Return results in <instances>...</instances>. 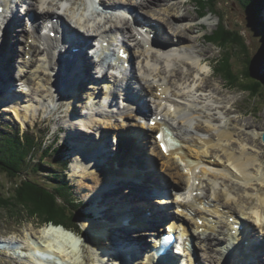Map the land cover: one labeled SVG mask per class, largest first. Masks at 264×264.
Listing matches in <instances>:
<instances>
[{
  "label": "rangeland",
  "instance_id": "obj_1",
  "mask_svg": "<svg viewBox=\"0 0 264 264\" xmlns=\"http://www.w3.org/2000/svg\"><path fill=\"white\" fill-rule=\"evenodd\" d=\"M58 1L59 3L63 2L59 4L60 7H58L57 5ZM104 1H109V0H104ZM140 1L141 0H113L114 4L111 3L112 1L109 3L113 4L112 5L113 7H118V8L130 7L132 8L133 12L139 15L142 14V12H145V14H143L145 17L153 18L158 22L159 26H157V29H156L157 32L155 33V35L158 36V38L159 37L162 38L158 40H161V41L166 40L167 42L165 41L166 42L165 45H162V43L160 44V41L154 42L155 39L151 37L147 32H144L142 33L143 34L142 39L139 36L138 38H136L137 37L136 36L134 37L136 39H133L132 36L130 37L131 34L130 35L126 34L127 36L126 39L128 42H130L133 39L129 44L132 43V45H134L136 42L141 41L142 45L140 46L139 51H141L143 47L144 50L145 48L150 49L151 52H153L157 56L166 55L168 53L172 54V57L169 59L168 67L164 65L161 68V71H164L165 75L168 77L169 76L172 77V75H175L176 70H179L181 74L180 77H177L175 75V78H172V81H171L172 93H175L177 92V90L182 89L188 95L187 97L188 101H186V103L188 102L187 105L192 106V107L196 106L197 108L206 110L205 114L216 113V117H217L216 124L220 125V128L228 127L226 124L228 123L229 118H230V123H231V120L233 122L237 120L248 122L249 124L252 125V127L241 123L240 125H237L236 128L238 130H244L249 136L253 138L257 137V133H258L257 129L259 126H261L260 124L264 123V95L257 94L256 96L252 97L250 95V92L248 93V91L243 90L242 87H246V83H243L239 79V73L243 71L244 68L245 70L248 71V68L251 65L253 66L255 71L260 73L261 78L264 77L262 71H260V69L263 68L264 66V0L261 2H258V4L255 3V5L258 8H260L258 12V18L261 24H258L257 19L255 20V18L252 17L253 16L252 13L250 15L249 11L246 10V3L242 4V1L244 0H242L241 2L239 0H168L167 2L165 1L164 3L162 1L161 2L162 4H155V5L150 4L146 6L145 8L144 7L140 8V5H139ZM146 1L147 0H143L141 2L146 3ZM172 2L173 3L175 2L177 5L180 4L178 11L181 12L182 10L181 14H184L187 17L184 18V17H181V15H177L174 17L177 21L173 22L172 20H170L169 18L170 14L171 13L176 14L177 10L175 12L171 8L169 12L168 9L165 7V4L169 6L171 5ZM96 3L97 2L94 1V4H92L90 0H56V1L48 0V2L44 6L39 7V10H41L42 7H45L46 9L51 7L52 11H56L59 9L60 11L59 10L58 11L62 13L65 16V18H68L70 20L71 22L70 26L72 28L77 27V24H75V22L79 18H82V16H83V19L85 18L91 21L89 22V25L91 26L94 25L95 27H99L98 23L102 24L103 20L106 21V25H110L115 22L119 23L120 21L118 20L119 19L118 17H121V16H123L124 17L123 20L127 22L128 15L125 10H119V9L118 11H112L110 9L104 10L101 7L98 8ZM22 4H25L24 6H28V2L22 3ZM23 9H25V7ZM72 9L74 12H72ZM104 17L106 20L104 19ZM159 17L164 18V20L171 23L173 27L177 26V27H181L182 29H185L184 35L188 37L190 40V42L187 43V44H190L189 46L190 48L188 50H186L187 47L180 48V47L175 46L171 42V40H169L170 37H169V34L166 28L160 25V22L157 19ZM186 18H189V19L184 20ZM98 19H101L102 21L99 22L97 21ZM40 20L42 21L43 19H40ZM65 21L67 20L65 19ZM124 21H121L120 24H125L126 22ZM185 21L188 25L185 23ZM151 22L156 23L154 20H151ZM18 23L19 24L16 27V33H18V29L21 24L20 22ZM105 27H108V26H105ZM87 28H89L90 30H93L91 27H87ZM230 28L235 30L236 33H234V35L236 36L237 41L245 43L247 47L246 54H244L243 52L241 53L239 52L240 50H243L241 48V44L229 45L228 43H222V40H219L217 38L218 34L220 33V30L226 31V29L230 30ZM90 30L87 29V31L89 32H86L85 30V33L86 34L95 33L94 31H90ZM234 35L231 34L230 38L231 39L235 38ZM150 40H151V43H149ZM115 43H118V40H115ZM159 45L162 46L161 49H158L160 47ZM113 47L115 48V46ZM200 57L203 59V62H199L198 58ZM136 58L135 60H136V66L138 70L135 73L134 72L135 70L129 69V75L131 74L133 75L135 73V75L141 78L146 75L145 65H151L150 67L147 68V72L149 73L154 72V71L157 72L158 67L160 68V66H162V64H160L159 61L158 62L156 61V63L155 61L153 62L145 61L143 63L142 58L141 59L140 58L136 59ZM205 58L207 59L206 61H204ZM246 58L249 59V62L243 63V60ZM14 60L17 61L16 56L13 59H11V61H14ZM224 60H227V61H224ZM53 61H54V57L50 58L47 64L45 63L47 67V72L45 76L46 81H47V78H51L52 70L50 69L52 68H48V65L50 64V66H52L53 63L51 62ZM224 62L229 64V67L234 75L233 77L231 76L232 78H229L228 76L221 77L220 76L221 74L220 73L218 74L216 72L217 68L219 66H222ZM46 67H45V70H46ZM153 68H155L156 70H152ZM174 69L176 70L174 71ZM42 71H44V69ZM171 71L172 72L174 71V72L171 73ZM115 72L119 74L118 73L119 70H116ZM14 74L15 76L16 75L18 76L17 72H15ZM85 74L87 73L85 72ZM182 76L183 78H181ZM200 76H203L205 78L203 80V83L206 82L207 83L206 85L209 84L211 87L208 88L207 86V89H204L202 92H195L194 87L198 85ZM90 78H94L93 72L91 73ZM261 78L258 80H261ZM256 80L252 82H255ZM16 82L17 84L15 86L20 87L16 89L17 94L19 96L30 97L29 96L30 91L28 90V87L22 84L21 82H19L18 79ZM134 82L136 83L137 80L134 79ZM127 84L131 85L129 81H127ZM48 85H50V80H49ZM72 85L73 83H71L69 87H73ZM88 86L91 87V85H88ZM191 86H193L194 91L192 90ZM30 87L36 90L32 92L33 99L34 101H36V104L26 105V107L28 108V113H26V111L23 110L22 121L18 119L19 117L17 118L15 116L12 110L14 107V105L12 106V102L8 103L9 106L0 104V135L11 136L14 134H19L20 136L21 135L25 136L27 133H31V136L27 134L29 136V139H31L30 141L32 142V145H31L32 154L30 153L31 155L29 157L30 164L27 165V163H25V165L22 166V171H20L21 172L20 175H22V177L29 176V177L35 178L41 184L48 185L49 188L57 187L60 189V191H61V186H63L64 190L63 192H61L62 196L61 197L58 196V198L61 201H63V205H65L66 207L65 208L66 212L67 213L69 212L68 214L71 215V217H69L66 223L69 225H74L75 228L77 229H80V228H81L80 230L83 229L81 227L83 219H87V220L89 219L88 221H86V223L90 222L91 220V222H95L99 224L103 223L105 224V226L108 227L110 224L109 219L111 218L110 220H114L115 216L117 215L119 217L118 221L119 222L123 221L125 225V228H124L125 232L124 233L122 232V227L120 225L119 226L117 225L115 229V230H118L117 232L119 233L118 236H115L116 239H114L113 237L111 238V235H114V232L116 231L110 232L111 239L109 238L110 239L109 241H108V237L106 239V241H108V244L110 245V246L107 245L109 248L108 249L109 252H112L111 250L116 252L114 250L115 249L114 247H116L115 243H117L119 239L121 240L122 237L124 238L126 235L128 239H130L131 237L130 239L131 241H134L135 243L137 242L142 243L144 240H146L147 237H149L148 235H151L149 232L150 230L149 227L147 225H144L143 228L142 226L141 227L137 226L136 223L138 222L139 217L134 216V215L132 216L133 223H131V221L128 222L129 221L127 220L128 217L131 218L130 213L127 215L128 217H123V215L121 214V211H119L117 207L120 209L121 205L125 203L124 197L129 200L132 199V201L134 202L136 198L140 196L139 193L142 192L143 186L146 187L147 185V183H145L146 181L144 177H143L144 181L140 182V184L142 185V188L140 187V185L134 184V183L131 184V182H128L127 180L126 182H124L123 180H119V181H111V180L105 181L104 180V183L102 182L103 184L99 185L98 183V185L93 188V191H95V192H92L93 194H91V188H89L86 185L84 186L83 191L79 189V186L82 184L81 182L88 183L89 179L86 177L88 171L86 170H85L86 172L84 171V169L81 167L82 164L80 165V167H78V161L75 160V158H79L80 157L79 155H84L83 159L86 161V164L91 163V169H96L95 166H101L96 163V160L94 161V159L88 158L89 156L86 155L87 153L82 154L80 148H78V145L76 144V142H81L82 139H85V135L83 134L88 135L91 132L90 131L91 129L88 130L90 131L88 132L82 128L81 130H79V132L83 133L81 134L77 132V130H76V133L73 132L72 128H70L71 123L73 122V120H75L74 118L76 114L78 112L84 113L90 107L91 101L89 100V98H87L88 95L86 94L88 90L82 87L80 91L76 92V94L66 92L65 90H62L59 93L57 92L53 94V92H49V91H54L55 89L50 90V88L49 87L46 88V86L44 87L42 86L41 88H38V89L37 87L34 88V85H30ZM59 89L60 87H58L57 90ZM172 93L170 92L168 96L171 97ZM10 95H15V94L10 93ZM181 95H183V97H186L184 94H181ZM90 96L91 94L89 95V97ZM144 97L150 100L149 96L144 95ZM172 98H175V97L173 96ZM4 100H5L4 95L0 96V103L3 102ZM60 106H62L61 109H58ZM152 107L154 108L153 110H156V107L154 104H152ZM223 107L227 110H224ZM96 109L100 111L103 110V108L100 107V105L95 104V107L91 108L88 111V116L91 117L93 115V112ZM123 109L126 110V107H123ZM244 109H247L248 111L246 112L244 111ZM237 110H239L240 113ZM251 110L254 111L253 114L250 112ZM103 118L104 117H99L101 121L105 120ZM139 119L141 118L132 116L128 120L123 121V123L122 122L118 123L117 127L121 128V126H125V128L127 129L131 128L132 132L138 131L139 134L143 136L142 135L143 131H139L141 129L133 125L136 123L138 124L139 122L137 120ZM107 120H108L109 125H113L108 118ZM111 120L114 121L116 120V118L113 117L111 118ZM100 124H101V127L104 129H107V127H109V125H107V127H103V123H100ZM213 127L215 128L216 125ZM254 127L257 129L255 130ZM85 128H88V127L86 126ZM201 132H202L200 134L201 136L208 135V132L206 131H201ZM75 134L76 136L79 135L80 137L77 136V139L72 140L71 142V139L75 136ZM233 139L235 141L234 148L235 149L238 148L236 150L243 149L244 151L247 150L251 152V150L248 149V147L250 146L248 145L246 146L241 143V142H244L245 144H247V142H245V139L242 140V138L237 135L233 136ZM99 141H101L102 144L103 142H106L107 143L106 147L108 146L110 147L112 144V137L110 139L108 138L107 140L105 138L104 141L100 137ZM39 143L41 144L38 145ZM35 144H36V147L34 146ZM64 146H67L68 148L66 152H64L65 150ZM138 150L139 148L135 151L136 155H138ZM144 153L146 155L145 151ZM253 153H255V155L258 154L257 156L263 157V153L260 152V150L259 152H257L255 149L254 152H252V154ZM75 155H77V157ZM67 157H69L70 160L67 161L66 163L67 165H65L64 162L67 159ZM97 159H100V158L97 157ZM145 159L148 162V156H145ZM149 159L151 160V163L153 164V166L159 171V172L157 171V173L155 172L156 176L160 175L161 178H163L169 183L170 187H171V183L177 182L176 180L177 178L170 177L169 175L165 174L162 171L164 168L159 166V164H162V161L158 159V157L156 156L153 158L149 157ZM168 160L172 162L174 167L175 165L179 167L178 163H174V161L171 158H168ZM103 161L105 163V168H108L107 164H111V166L113 167L114 164L118 163L117 155L107 154V156H104ZM135 161L138 162L137 158L135 159ZM258 163L259 162H257V164L251 165L254 171L256 169L259 170V171L256 170L255 172L256 174L253 175L254 177H251V179L252 178L254 179L256 177L255 179L257 180L250 179V183L252 184L249 185L248 187L251 186L252 190H255V187L257 186L261 187L262 185H264V170H263L264 163L263 162H260L261 164L260 163L258 164ZM125 164L126 166L123 170H125L126 168L132 169L136 167V166H133L134 162L132 161L130 162L126 160ZM257 165L258 166L260 165L259 167L261 169ZM206 167H207V170L209 171V174L210 173L215 174L216 177H218L217 182L221 184L216 187V191L220 193L219 191L221 189L223 191L228 190V192L231 195L232 200L234 201V204L230 203L227 199L224 200V202H227V205L230 206L232 210L233 208H236L240 213H242L241 209L237 207L236 205L240 202H243L245 205V206H242L243 209H245V212L249 213V216L252 218V216L254 215L253 213L254 210L259 208L258 204L260 205L261 202L258 201L257 198L255 197L248 199L249 196L246 195L247 190H244V187L247 184L246 183L247 179L245 180V177L244 178L241 177L242 179H240L232 175L230 170L226 171V170L217 168L215 166H209V165H207ZM228 167L230 169V166ZM33 168H38L39 170L33 171ZM233 173L235 175L238 174L236 171H234ZM262 173L263 175H261ZM65 174L67 175V179L66 177L64 178ZM200 174L203 176L205 175L203 173V170L201 171ZM209 174L205 175L206 178L205 176L204 178L201 176L203 178L201 181L203 184V187H202L203 190L201 191L203 193L206 192L204 190V185L210 184L211 182L209 178L212 176L210 174V177H209ZM239 175L240 174H238L237 176ZM167 176L169 177V179L172 180V182H169ZM173 178L176 180V182ZM14 179L15 178L11 179L7 175L6 172H3L2 170H0V243L1 242L5 243L4 241L6 240L7 241L12 240L14 242H19L23 240L25 236H28L30 234L35 235L37 237L38 235H40V230H41L40 226H41L42 221H40V219L37 218V215L35 216L29 215L28 211H25L23 205L17 204L18 195L15 196V194L11 193L12 188L14 187L13 184L16 181ZM143 183L145 184L143 185ZM169 185L166 184V186H169ZM222 187H224L225 189ZM229 188L230 189L232 188L231 192ZM213 190L215 191V189ZM258 191L264 194V187L263 189H260ZM248 193H252V191L249 190ZM143 195H145V193ZM183 198L184 196L181 197L182 200ZM64 200H69L72 202L73 206H71L72 207L71 210H70L69 205H67V203ZM172 200H175V198L172 197ZM118 201H122L120 206L119 204H117ZM139 201L140 200H137L136 203ZM221 201H223V199H221ZM75 202L78 204L80 202L81 207L79 208L77 207L78 208L77 210L72 211L75 208ZM146 202H147L146 199L141 200L139 204L141 206L139 207L149 208L147 207ZM133 206L135 208H138L137 212L140 215H142L141 213L143 212L142 208H140L141 212H139V207H137L136 205H133ZM149 209L154 211L157 208L150 207ZM170 211L172 213L177 214L180 218H185L186 216L187 220L186 218L185 220L187 222H190L189 215H186L184 211H181L180 209H175L173 205L171 206ZM86 212L88 214H86ZM209 213L211 212H208V214ZM190 216L192 217V215ZM211 216H214V215H212L211 213ZM217 218H218V223L213 224V226L207 225V229L205 230V235L202 236L203 238H205L210 233H213L216 235L218 233H222L221 237L223 236L225 237L226 228H228V225L230 223L234 222L233 220H230L228 217H226L225 214H222V213H220V216ZM191 226H193L192 223H191ZM246 228L249 229L250 231L253 230L251 235L254 234L256 236L257 235L259 236L261 233V230H258L256 232V230L253 228L252 225L246 224ZM139 229H142L141 231L143 232V236L139 234L140 232H137V230ZM82 232L86 234L87 230H84ZM144 232H145V235H144ZM72 234L74 235V237H76L75 239H76V245H77L75 246L76 250L72 251L73 259L75 260L74 261L70 260L68 262L67 257L66 258L63 257L64 258L63 260L62 256L60 255L61 258L54 259L55 261L59 262L60 264H73V263L74 264H96L95 262L97 261V255H100V258L104 257V261L100 262V264H112V263L115 264L116 263V261L112 260V257L110 255H109V258H107L108 255L106 257L105 252H102L101 250L94 248L96 246L93 242H92V246L89 241H87L88 243H86L85 236H82L81 238L80 237L77 238V235L74 232H72ZM120 234L122 236L119 237ZM134 235H137L140 238L133 239ZM150 240L151 239L149 238L148 242H150ZM195 242H196L198 264H216L217 262H214L216 259L215 258L216 250L218 248L219 252H222L220 250L223 248L221 246L222 244L217 243L215 251L212 249L209 251L203 246L204 239H197ZM255 242L256 240L254 241V244ZM112 243L114 245H112ZM212 246H215V245L213 244ZM18 251L22 255L28 254V253L23 252L24 249L22 248L18 249ZM18 251L14 252V251H11L10 249L0 246V264H32L30 262L31 258L28 255H27V259L24 256H23L24 257L23 259L17 258ZM96 252H99V254H97ZM182 257L184 256L182 255ZM119 258L117 259L118 262L121 259ZM184 258H185V261H189V264H191V261L189 260V258H186V257ZM54 260L52 262L51 260H49L48 262L45 260L46 261L45 263L54 264L53 263ZM129 262L125 264H129ZM226 264H236V263L228 262ZM237 264H240V262H238Z\"/></svg>",
  "mask_w": 264,
  "mask_h": 264
},
{
  "label": "bare ground",
  "instance_id": "obj_2",
  "mask_svg": "<svg viewBox=\"0 0 264 264\" xmlns=\"http://www.w3.org/2000/svg\"><path fill=\"white\" fill-rule=\"evenodd\" d=\"M30 1H32V2L30 4V7H29L27 12H30L31 10L35 9L36 6L39 3H42V4L45 3L43 0H30ZM54 1H56V0H54ZM141 1H143V0H141ZM141 1L139 3L140 8H143V7L145 8L146 6H148L150 4L151 5L162 4L161 3L162 1L164 3L165 1L167 2L168 0H147L146 3H143ZM109 2L113 3V0H109V1H104L103 0V3H105L106 6L114 4V3L111 4ZM2 5L3 4H0V6H2ZM5 5L7 6V4H4L3 6H5ZM179 5H177L175 2L174 3L172 2L171 5H169V6H167L165 4V7L168 9L169 12H170L171 8L175 12L177 10L176 14L171 13L170 16H169L170 20H172L173 22L177 21L174 18L177 15H181V17H184V18L187 17L184 14H181L182 10H181V12L178 11L179 10ZM55 6H56V4H55ZM98 8H100V7H98ZM51 12H53L51 10V7H49L48 9L45 8L44 10L40 11V16L43 17V18L44 17H50V13ZM72 12H74L73 9H72ZM147 12H148V10H147ZM143 14H145V12H143ZM118 18H119L118 20L120 22L124 21L123 20L124 19L123 16L118 17ZM58 19L61 22V24L65 25V33H66V35L73 36L76 39V44L73 43V44H69V45L65 46L66 49H68V51H70V53L73 52L72 48H77L78 50H80L82 42H84L86 40H87V42H89L90 41L89 38H91V37H93V35H95L93 33L92 34L91 33L86 34L85 30H86V32H89V31H87V29L90 30L87 27H91L93 30H90V31L96 32V36L98 35L100 37H105L106 35H109V34H106V32L103 31L100 27H95L94 25L91 26V25H89V23L87 24V21L83 20V17L79 18L78 20H76L75 24H77V27H74V28H72L69 25V22L65 21V19L63 17H58ZM104 19H105V17H104ZM157 19L160 22V25H162V26H164V28H166V30H167V32L169 34V37H170L169 40H171V42L175 46L180 47V48L187 47L186 50H188L190 48L189 47L190 44H187V43L190 42V40H189L188 37H186L184 35L185 34V29H182L181 27H177V26L173 27V25L171 23L165 21L164 18H160L159 17ZM187 19H189V18H186L184 20H187ZM133 20H134V23L137 24V25H143V26L147 25V26H149L148 23H147L148 21L146 20V18L142 17L140 15H136ZM71 21H73V20H71ZM97 21L100 22L102 20L98 19ZM18 22H19L18 21V17L17 18L15 17L13 26L10 27L8 29V31H7V37L6 38H8V40L11 39V42H10L11 45L10 44L9 45L8 44L5 45V49H4L5 57H4V61L2 63V66L0 67V72L2 71L3 76H5L6 74L8 76L12 75V81L8 80L7 84H11V83L13 84V80L15 81V74H14L15 70L13 71V68L15 69L16 66L13 65V62L11 61V59H13L16 56V59L18 61L19 60L18 56H21L23 54H28L29 55L28 59H25L24 57H21V60H20L21 64L19 65V68L17 70V73L20 74L19 81L23 82L24 84L28 85L29 87H30V85H35V86H37V89H38V88H41L42 86H46V84H41V83H43V71L42 70L43 69L45 70L46 57H47V54L49 55L50 50L48 48H44L43 50H41L40 46L37 45V42H35V41H37V38L34 37L33 35H31L32 33H34V31H30V29H28V24L27 23H26L25 27L21 28L19 34L15 35L14 32H16V27L19 24ZM185 23H186V21H185ZM128 24L129 23L122 24V25H124V29L125 28L128 29ZM3 25H4V23L2 21V23L0 25L1 26L0 27V33H2ZM99 25L100 26H106V21L103 20L102 24H99ZM38 26H39V24L34 25V27H35L34 29H36ZM149 28L151 29L150 32H152V33H156L157 32L156 31L157 26H155V27L154 26H150ZM53 29L54 28L50 27V31L51 32L53 31ZM28 33L29 34L31 33V34L28 35ZM1 35L2 34H0V42L3 39V37H1ZM11 35H13V36H11ZM153 38H154V34H153ZM134 39H136V38H134ZM155 39L157 40V37ZM48 40L53 41V39H52V37L50 35H48V37L46 38V41H48ZM130 42H128V43H130ZM15 43H20L21 44V49H17V47L15 46L16 45ZM137 44L141 45V42H138ZM163 44L165 45V43H163ZM55 46H56V43H54L53 49L55 48ZM161 47L162 46H160L158 49H161ZM154 48H156V47H154ZM136 49L137 48L133 49V55L136 57V56H138V54H140V56L143 57V61L149 62L150 59L153 60V58H157L155 56V54L153 52H151L150 49H146L145 48V50H144L143 47H142L141 51L136 50ZM16 51H17V53H16ZM40 51H42V52H40ZM68 51L66 50V52H68ZM39 53H44L43 56H44L45 60H42L43 62H39L37 59H34V57H36V55L39 54ZM0 56H1V54H0ZM81 57L83 58V63L85 61L87 63V66L85 67V70H86L87 74H84V75L87 78H89L92 92H95V89H94L96 87V81L94 80L95 78H90L91 74H89L87 72V70L89 71V69H90V72H91V70H92V72L94 70V68H92V64H91L92 61L90 62V60H89L90 56H88V54L85 51H83ZM159 57L160 58H158L157 62L158 61L162 62L161 63L162 66H160V68L158 67L157 72H155V71H154L155 73L154 72H151V73L147 72V68L150 67L151 65H145L146 66V68H145L146 69V71H145L146 75L144 77H142V78L139 77L140 79H138L136 75H132V79H136L138 81V83L141 84V87L143 89L145 88L146 93L150 97V101L151 100L153 101L155 99V100H157L159 102V104H158L159 108H157L156 113H153V114H156V116L161 115V116L164 117V119H165L164 121H168L169 122L168 124L173 128V130L175 132H177V134H176L177 136L176 137L179 139L181 144L179 145L178 148L172 149L169 154H164L161 151V147L159 146L158 140L154 136V131L159 128V124L160 123H157L154 126L149 125L146 122H144L141 125L138 124V126L143 129V134L146 136L145 137L146 141H144V143H146L148 141V145L149 146H147L148 150L146 152V156H147V153H148V155L149 154H153L156 157H158V159H160L162 161V164H159L160 167L164 168L162 171L165 174L169 175L170 177L177 178L176 179L177 180V184H174V185H175L176 188L181 189V192L185 195V198H183V200L180 201V205H178V206H181L183 208L184 212H185V210L190 211L193 214L192 217H194L195 219H199V220L203 219V218L206 219L207 216L211 215V213H209V214L208 213H204V211L202 210V206L204 204H206L207 201H208V203L210 202L211 204H214L215 207H216L215 208L216 212L213 214L214 216L219 217L220 213H222V214H225L226 217H228V216L229 217H236V220L234 222H237V220H238L237 216L238 217L240 216L239 217V221L242 222V223H243V221H245L246 224H248V225H251L252 221H253L259 227H261L260 228L261 229V234H263L262 236H264V196H263L264 194L261 193L260 191H258L260 189H263L264 185H262L261 187L260 186L255 187V190H252L251 186L248 187L249 185L252 184V183H250L251 177H254L253 175H255L256 174L255 173L256 170H258V169H256L254 171L253 168L251 167V165L252 164H257V162H259V163L263 162L264 163V142H262V134H263V131H264V123L260 124L261 126H259L258 129L254 127L255 130L257 129L258 133H257V137L253 138V137L249 136L244 130H238L236 128V126L240 125L241 123L249 125L250 127H252V125L249 124L248 122H243L242 120H237V121L233 122L231 120V123H232L231 124L230 123V118H229L228 119L229 121L226 124L228 127H221L220 128V125L216 124L217 123L216 113H214V114H210V113L205 114L206 111L202 110L200 108H187V107H185L184 106V101L187 100V97H188L186 92L183 91L182 89H179V90H177V92L172 93L171 81H172V78H175V75L177 77L181 76L179 70L174 69V71L175 70L176 71H175V75H172V77L171 76H169V77L166 76L164 71H161V68L166 63L168 65L169 59L172 57V54L168 53L166 55H161ZM198 59H199V62H203V59L201 57L198 58ZM206 60L207 59L205 58L204 61H206ZM14 61H16V60H14ZM93 62H95V60H93ZM182 62H180V63H182ZM138 63H139V61H138ZM7 68H10V69L6 71ZM95 68H97L96 65H95ZM155 68H153L152 70H156ZM173 72L171 71V73H173ZM80 74L81 73H79V75ZM110 74H112V73H110ZM168 74H169V72H168ZM112 76H114V75L112 74ZM203 76L199 77V83H198V85L196 87H194L195 92H202L204 89H207V86H208V88L211 87L209 84L206 85L207 84L206 82L203 83V80L205 79ZM181 78H183V76ZM1 84H2V81H1ZM126 85L129 86V84H127V83H126ZM109 87H110L109 84L106 85V88H109ZM191 87H192V90H193V86H191ZM191 87H190V89H191ZM170 92L172 93L171 97L168 96V94ZM10 93H14L15 94V92H13V91H10ZM181 94H184L186 97H183V95H181ZM1 96H3V95H1ZM30 96H31V94H30ZM173 96L175 98H172ZM24 98L26 99V97H24ZM31 99H33V97ZM178 100H180V101H178ZM182 100H184V101H182ZM137 101H139V100H137ZM153 102H155V101H153ZM16 105H17V103L14 104V107H13L12 110H13L15 116L17 118L19 117L18 119L20 121H22V119H23V110H25L26 113H28V108L26 106H18L17 107ZM30 105H33V104H30ZM110 106H113V105H110ZM143 106H144V109H143ZM143 106L141 104L139 106H136L135 107L136 114H133V116H139V115H137V112H139V111H140L142 116H146V115H150L151 116V112L153 111V109L150 106V104H147L145 102ZM61 107L62 106H60L58 109H61ZM141 109H143V110L141 111ZM223 109L227 110L224 107H223ZM237 111L239 112V110H237ZM244 111L247 112L248 110L244 109ZM250 112L253 114L254 111L251 110ZM97 114H100V115L104 116L105 120L101 121L99 119V117L96 116ZM127 114L132 116V114L126 113L124 115V117H119L122 120H119V121L118 120H114L113 121V120L109 119L110 122L113 124V125H109L107 118L112 117V116L109 115V113H107L105 110H103V111L97 110V111H95L93 113V116H91V117H89V116L84 117L81 114V112H78L77 113L78 117L75 116V118H74L75 120H73V122L71 123L70 128H72V130H81L82 128H84L85 126L90 124V127H91V125H94L97 128V130H98V128L101 127L100 123H103V127H107V125H109V127H107V130H104V128H100L99 129L100 132L106 131V133H104L105 136L101 135V138L104 141L105 138L109 134V133H107L108 130H111V129L112 130H119L120 129V127H117V124L121 123V122L123 123V121L126 120L125 118H127ZM143 118H145V117H143ZM98 124H99L100 127L98 126ZM215 125H216V127L214 128L213 126H215ZM121 127L123 128L124 126H121ZM229 127H231V128H229ZM201 131L208 132V135L201 136L200 135L202 133ZM106 134H107V136H106ZM114 135H115V133H114ZM235 135L241 137L242 140L245 139V142H247V144H245L244 142H241V143L246 145V146L247 145L250 146V147H248V149H250L251 152H249L247 150L244 151L243 149L236 150L238 148H236V149L234 148L235 141L233 139V136H235ZM77 136L80 137L79 135H77ZM255 149H256L257 152H259V150H260V152L263 153V157L262 156L261 157L257 156L258 154L255 155V153H253L254 154L253 155L252 152H254ZM219 155H220V157H223V158L220 159V162L214 159V158H217ZM75 156L77 157V155H75ZM79 156H80L79 158H75V160L78 161V167H80V165L82 164L81 167L84 169V171L85 170L88 171L86 177L89 179V180L87 179L88 183L81 182L82 184L79 186V189L81 191L84 190V186L86 185L89 188H91V194H93L92 192H95V191H93V188L95 186H97L98 183H99V185L103 184L104 180L105 181H109V180H111V181L123 180L124 182H126V180H127L128 182H131V184H133V183L136 184V183H138L137 182L138 179H140V178L143 179V177L145 178L147 176H149L150 181H149L148 185H146V187H145L146 188L145 195H146L147 192H149V193H151L152 191L161 192L163 190H166V184H165L164 179L163 178L161 179L159 176L155 175V171L153 170V167H152L153 164L150 163L149 161L147 162L144 155H142V157L144 156V159H142V161L139 158L140 162H136V161L134 162V157L133 156L128 158V161L134 162L133 166H136L133 170H131L129 168H126L125 170L117 169V167L120 166L119 162L117 164H114L113 167L112 166L110 167L111 164H108L107 165L108 168H104V167L102 168V166H95L96 169H91V163H87L86 164V161L83 159L84 155H79ZM98 158H101V157L98 156ZM168 158H171L174 161V163H178L179 167H177L176 165L174 167L172 162H170L168 160ZM191 158L194 159L193 161L196 162L195 165H193L194 164L193 161H190V160H192ZM110 159H112V158H110ZM119 160H120V158H119ZM108 163H110V162H108ZM180 163L181 164L183 163L184 169H185L186 172H184L181 169ZM206 164L207 165H214V164L215 165H222V166H226V168H227V166H230L231 169L235 170L238 174H240L239 176H237L238 175L237 174L236 177H243V178L245 177V180L247 179V181H246L247 184L244 187V190H247V194L246 195L249 196L248 199L252 198V197H255V198H257L258 201L261 202L260 205L258 204V207L260 209L257 208L253 212L254 213V215L252 216L253 219L249 216V213H246L245 209H243L242 206H245L243 202H240V203H238L236 205L237 207H239L241 209L242 213H240L236 208H233V210H232L230 208V206L227 205V202H224V200L227 199L230 203L234 204V201L232 200L231 195L229 194L228 190L225 193H223V192L218 193V191H216V187H217V185L219 183L217 185H215L213 188L211 187V185H207L206 194L207 195H211L212 196L211 199H209V197L202 196V194H200V193L196 195V192L193 191V190L200 191V190H203V189L201 187L195 188L194 185L190 183V181H191V179L194 180V174H195L197 168H200V166H205ZM213 170H215V169H213ZM245 170H246V172H245ZM201 171H199V172H201ZM177 172H178L179 175L177 174ZM210 174H209V177H210ZM258 175H259V173H258ZM261 175H263V173ZM138 176H140V177H138ZM201 176L204 178L203 175H201ZM205 178H206V176H205ZM254 179L252 178L251 180H254ZM204 180H206V179H204ZM255 180H257V179H255ZM207 181H209V180H207ZM145 183H143V185ZM184 184H186L187 186H183ZM210 184H211V182H210ZM219 185H221V184H219ZM140 187H142V186H140ZM222 188H224V187H222ZM213 189H215V191ZM249 190H251L252 193H248ZM163 197L168 198V194L164 195ZM162 199H160L159 201H162ZM180 199L181 198H177V200H180ZM221 199H223V201H221ZM146 200L148 201L149 198H147ZM192 200H194V201H192ZM124 201H125V203L133 202L132 199L129 200L127 198H124ZM190 202L192 203L191 205H189ZM121 203H122V201H118L117 204H121ZM174 203H175V201H174ZM129 205H130V203H129ZM168 205H169V203L168 204H164L163 206L166 208ZM116 207H117V205H116ZM121 207H122V205H121ZM130 207H132V209H134V211L137 212L138 208H135V207H133L131 205H130ZM109 208H108V210H109ZM249 208H251V207H249ZM117 209L120 211L119 208H117ZM156 210H158V209H156ZM156 210L152 211L151 209L146 208L145 212L149 211L152 214H154V212ZM143 212H144V210H143ZM190 212H189V214L188 213H185V214L190 216L191 215ZM134 213L130 212V215H132ZM86 214H88V213L86 212ZM127 214H129V213H127ZM156 214L158 215L159 213L157 212ZM243 215H245L247 217H245ZM156 217L159 218L158 216H156ZM153 218H154V215H153ZM185 218H186V216H185ZM185 218H181V221L186 222L187 218H186V220H185ZM103 219H105V218H103ZM110 219H109L110 222L108 221L110 223L108 227L105 226V224H103V223L99 224V223L91 222V220H90V222L86 223V221H88L89 219L88 220L87 219H83L81 227L84 230H87V233L84 234V235H81L83 233L82 230H80L81 228L77 229V228H75L74 225L73 226H71V225L70 226L69 225L68 226H64L62 224H55L53 222H42L41 223L42 227L40 226V228H41L40 235H38V237L35 236V235L30 234L28 236H25V238L23 240L19 241V242H14L12 240H8V241L6 240V241H4L5 243L1 242L0 246L1 247H5L7 249H10L11 251H14V252H17L18 249H20V248H27L28 251L26 253H28L27 255L31 258L30 262L32 264H48V263H45L46 262L45 259L47 260V262L49 260H51V262H52L53 259L61 258L60 255L66 256L68 258V262H69L70 260H72V261L75 260V259H73V254H72V251L76 250L75 246H77L76 245V239H75L76 237H74V235L72 234V232H74L77 235V238H79V237L81 238L82 236H85V238L87 239V240L85 239L86 243H88L87 241H89L91 243V246H92V242H93L95 244V246H96V247H94V246L93 247L97 248L98 250H101L102 252H105L106 253V257L108 255L107 258H109V255H110L112 257V260L116 261L115 264H125V263H127L129 261H130L129 264H135V263H138L136 259H138V260L140 259L139 261L141 263H145V262L154 263V259L155 258L159 259L158 256H156V257L155 256H151L150 258H144L143 256H139V255H137L136 258H135V257L131 256L132 254L127 255L126 252L118 251L116 249L117 246H122V245H124L126 243V238L125 237L124 238L122 237L121 240L119 239L118 242L116 241L117 242V243H115L116 247H114L115 248L114 250L116 252H114L113 250H111L112 252H109L108 251V249H109L108 246H110V245L108 244V241L112 237L114 239H116L115 236H118V234H119L117 232L118 230H115L116 226L120 225L122 227V232L123 233L125 232L124 231L125 225H124L122 220H121L122 222H119V221L116 222L115 220H110ZM130 219L131 218L128 217V219H127V220H129L128 222H130ZM145 219H146V221L148 223H151V220L149 219V217H145ZM137 225H138V223H137ZM189 225H191V224L189 223ZM208 225L209 226H213V223L209 222ZM167 226H170V228H175L177 225L175 224V221L172 220L171 222L168 223ZM195 226H196L197 230H195L196 229ZM193 228H195V229L192 230V232H191L192 239L193 238L195 239L196 236H198V238H200V236L201 237L203 236L202 234H198V232H199V229H198L199 228V221L198 222L197 221L194 222ZM230 230L231 229L228 228V231H230ZM111 231L112 232L116 231L117 233L114 232V235H111L110 234ZM226 231H227V228H226ZM234 232H237V231L235 230ZM161 233L162 232H160L159 234H155V235L156 236L157 235L160 236ZM221 234L222 233H218V235H216V234L210 233V234H208L205 237V239L203 238L204 241H207L206 243H204V246L209 251L211 249H214L213 248L214 246H212L213 244L214 245H215V243L216 244L217 243H221L222 244V246H223L222 252L225 255V257H223V258H221V256L216 257V259H217L216 261L218 263H220V260H223V264H226L228 262H230V263L231 262H235L236 263L237 261L235 259H237V260L245 259V263L244 264H264L263 263L264 262V242L259 241V244L261 245L259 247L261 249H263L262 253H261V251L259 249H256L253 245H250V244H252V240L254 239L251 236L252 231L244 229L241 232L238 231V234L236 236L235 235H229V233L227 234V232H225V237L224 236L221 237ZM110 235H111V238H110ZM120 236H122V235L120 234L119 237ZM107 237H108V241H106ZM230 237L232 239H230ZM258 237H260V236H258ZM180 239L181 240L183 239V235L182 234H180ZM221 239H223V241H221ZM228 240H229L230 244L224 246V242H227ZM112 245H114V244L112 243ZM143 245L145 246L146 244L143 243ZM127 246H129V245L127 244ZM185 250H187L186 255L189 258V260H192L194 262V260H195L194 259V252H192L189 247L186 248ZM19 251H18V254H17V258L23 259L24 258L23 256H27L26 254L22 255L21 253H19ZM37 252H39L40 255H38ZM96 253L99 254V252H96ZM177 254H178V256L181 255L179 253H176L173 250L171 258L174 256L173 260L176 259V262H173V263H175V264H183V262L187 263V261H181V259H178L176 257ZM47 255H49L51 257H47ZM119 257H122L121 263H120V261L118 262V260H117ZM26 259H27V257H26ZM63 260H64V258H63ZM177 260H178V262H177ZM103 261H104V257L100 258V255H97V261L95 263L96 264H100V262H103ZM261 261H263V262H261Z\"/></svg>",
  "mask_w": 264,
  "mask_h": 264
},
{
  "label": "trees",
  "instance_id": "obj_3",
  "mask_svg": "<svg viewBox=\"0 0 264 264\" xmlns=\"http://www.w3.org/2000/svg\"><path fill=\"white\" fill-rule=\"evenodd\" d=\"M240 2L242 0H239ZM263 0H244L243 3H246V10L249 11V14L252 17L257 19L258 24H261L258 18V12L260 8H258L256 4ZM245 6V5H244ZM255 9V11H254ZM235 30L230 28V30L226 29L221 31L218 34V39L222 40V43H228L229 45L241 44V48L239 52L247 53V47L245 43L238 42L236 36L234 35ZM231 34L235 36V38H230ZM227 40V42H226ZM248 55V54H247ZM227 61V60H224ZM248 63L249 59H244L243 63ZM264 75V66L260 69ZM216 72L221 74L220 76H228L232 78L234 75L229 67V64L224 62L222 66H219ZM223 73V74H222ZM232 76V77H231ZM260 73L255 71L253 66H249L248 71L243 69L239 73V79L246 83V87H242L243 90L250 92L252 97L257 94L264 95V77L260 79ZM257 79V80H256ZM256 80L255 82H252ZM0 170L6 172L7 175L14 180V187L12 188L13 194L17 196V204L23 205L25 211H28L29 215L35 216L40 219L42 222H53L55 224H62L64 226H68L69 224L66 221L71 217L66 212V207L63 205V201H61L58 196H62L64 187L61 186V191L59 188H49L48 185L41 184L37 179L26 176L22 177L21 172L22 166L25 163L30 164L29 157L31 144L28 137H25V141L22 142L21 138L16 134L12 136H4L0 135ZM35 146V145H34ZM38 168H33V171H38ZM67 205H69L70 210L72 202L69 200H64ZM61 202V203H60ZM77 204H75V208L72 210H77ZM14 207V205H13ZM70 226V225H69ZM73 226V225H71Z\"/></svg>",
  "mask_w": 264,
  "mask_h": 264
},
{
  "label": "water",
  "instance_id": "obj_4",
  "mask_svg": "<svg viewBox=\"0 0 264 264\" xmlns=\"http://www.w3.org/2000/svg\"><path fill=\"white\" fill-rule=\"evenodd\" d=\"M263 141H264V134H263Z\"/></svg>",
  "mask_w": 264,
  "mask_h": 264
}]
</instances>
